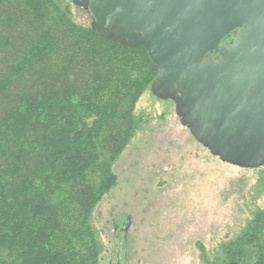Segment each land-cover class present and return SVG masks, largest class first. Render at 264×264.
<instances>
[{
    "label": "trees",
    "instance_id": "obj_1",
    "mask_svg": "<svg viewBox=\"0 0 264 264\" xmlns=\"http://www.w3.org/2000/svg\"><path fill=\"white\" fill-rule=\"evenodd\" d=\"M157 75L145 49L55 0H0V264L98 263L89 218ZM200 251L203 264H264V210L215 256Z\"/></svg>",
    "mask_w": 264,
    "mask_h": 264
},
{
    "label": "rangeland",
    "instance_id": "obj_2",
    "mask_svg": "<svg viewBox=\"0 0 264 264\" xmlns=\"http://www.w3.org/2000/svg\"><path fill=\"white\" fill-rule=\"evenodd\" d=\"M55 1L75 24L91 26L87 11ZM133 117L132 137L112 163L116 183L89 218L97 264H203L201 246L215 256L264 210V167L243 169L213 156L180 123L174 102L157 98L151 86Z\"/></svg>",
    "mask_w": 264,
    "mask_h": 264
},
{
    "label": "water",
    "instance_id": "obj_3",
    "mask_svg": "<svg viewBox=\"0 0 264 264\" xmlns=\"http://www.w3.org/2000/svg\"><path fill=\"white\" fill-rule=\"evenodd\" d=\"M71 1L97 35L146 50L152 93L213 156L264 167V0Z\"/></svg>",
    "mask_w": 264,
    "mask_h": 264
}]
</instances>
